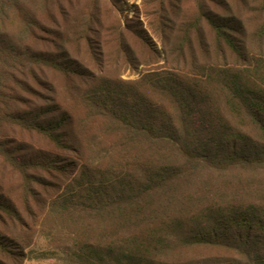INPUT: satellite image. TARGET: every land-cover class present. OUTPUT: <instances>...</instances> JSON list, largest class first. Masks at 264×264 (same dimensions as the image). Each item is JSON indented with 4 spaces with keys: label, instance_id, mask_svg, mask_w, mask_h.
<instances>
[{
    "label": "trees",
    "instance_id": "trees-1",
    "mask_svg": "<svg viewBox=\"0 0 264 264\" xmlns=\"http://www.w3.org/2000/svg\"><path fill=\"white\" fill-rule=\"evenodd\" d=\"M193 1L0 0V264H264V0Z\"/></svg>",
    "mask_w": 264,
    "mask_h": 264
},
{
    "label": "rangeland",
    "instance_id": "rangeland-1",
    "mask_svg": "<svg viewBox=\"0 0 264 264\" xmlns=\"http://www.w3.org/2000/svg\"><path fill=\"white\" fill-rule=\"evenodd\" d=\"M67 1V0H64ZM80 3L83 6H87L89 4V0H79ZM121 7L123 8V18L122 23L123 27L125 26H131V27H138L140 30H146L149 35L151 36L152 40L156 42V44L159 47L160 51L162 50V45L159 42L158 38L153 34V32L150 30V21L155 20V6L157 0H117ZM53 3V2H52ZM165 3H168V0H165ZM104 7H107V4L105 2L102 3ZM158 6V5H157ZM177 7H180L184 10L194 12L195 4L193 0H183L182 3L178 4ZM54 5L51 6V9L53 10ZM111 10V6L108 7V10ZM106 10V9H103ZM107 12V10H106ZM151 15V16H148ZM154 15V18L152 17ZM151 19V20H150ZM102 25L110 26L114 23H116L113 19V16L110 18H106V15L103 14V20H101ZM164 64V62H161L160 65ZM141 70H143V67L140 68L137 72H126L123 75V78L126 80H134L140 77ZM40 146L41 144H37ZM8 180V179H7ZM13 180V181H12ZM11 183L10 181H5L3 184L5 185V192L10 193V197L13 199V201L17 204L21 203V191L18 189L19 186L17 182L15 181V178H12ZM14 182V183H13ZM1 187V186H0ZM0 193L1 190H0ZM29 251L34 252L35 257H39L40 252H49L53 251V248L49 245L48 241H46L44 238H38L35 239L33 245L29 248ZM57 256H52V259H43L42 257H39L37 259L31 260L26 262L25 264H64L62 260L57 259L59 255H64L61 251H56Z\"/></svg>",
    "mask_w": 264,
    "mask_h": 264
}]
</instances>
